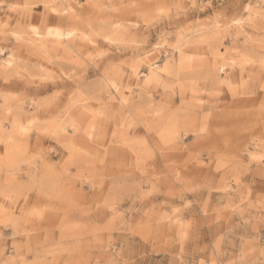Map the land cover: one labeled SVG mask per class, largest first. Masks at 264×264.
<instances>
[{"label":"rangeland","instance_id":"obj_1","mask_svg":"<svg viewBox=\"0 0 264 264\" xmlns=\"http://www.w3.org/2000/svg\"><path fill=\"white\" fill-rule=\"evenodd\" d=\"M0 264H264V0H0Z\"/></svg>","mask_w":264,"mask_h":264}]
</instances>
